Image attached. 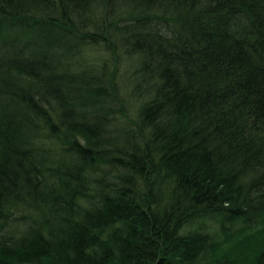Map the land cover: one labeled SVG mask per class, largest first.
<instances>
[{"label":"trees","instance_id":"1","mask_svg":"<svg viewBox=\"0 0 264 264\" xmlns=\"http://www.w3.org/2000/svg\"><path fill=\"white\" fill-rule=\"evenodd\" d=\"M0 264H264V0H0Z\"/></svg>","mask_w":264,"mask_h":264}]
</instances>
